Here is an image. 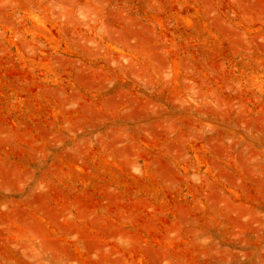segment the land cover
<instances>
[{"label":"rangeland","instance_id":"obj_1","mask_svg":"<svg viewBox=\"0 0 264 264\" xmlns=\"http://www.w3.org/2000/svg\"><path fill=\"white\" fill-rule=\"evenodd\" d=\"M0 264H264V0H0Z\"/></svg>","mask_w":264,"mask_h":264}]
</instances>
